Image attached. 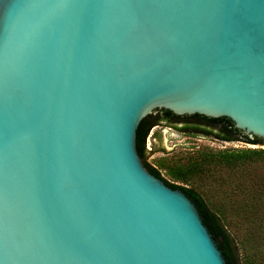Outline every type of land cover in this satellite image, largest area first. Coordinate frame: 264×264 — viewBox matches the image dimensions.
Masks as SVG:
<instances>
[{
    "label": "water",
    "instance_id": "1",
    "mask_svg": "<svg viewBox=\"0 0 264 264\" xmlns=\"http://www.w3.org/2000/svg\"><path fill=\"white\" fill-rule=\"evenodd\" d=\"M158 111L264 142V0H0V264H226L137 152Z\"/></svg>",
    "mask_w": 264,
    "mask_h": 264
},
{
    "label": "trees",
    "instance_id": "2",
    "mask_svg": "<svg viewBox=\"0 0 264 264\" xmlns=\"http://www.w3.org/2000/svg\"><path fill=\"white\" fill-rule=\"evenodd\" d=\"M159 113L162 117L177 118L170 112ZM155 117L150 115L139 124L136 147L140 158L145 154V142ZM191 117L219 125L221 133H217L216 139L264 145L261 140L247 139L225 118ZM179 131L185 129L180 128ZM203 135L209 137L211 134ZM146 167L166 186L181 190L192 201L226 264H264V150H225L202 154L187 167L170 172L173 178L182 182L198 177L208 198L192 188L171 184L149 165L146 164ZM211 198L218 201L213 203Z\"/></svg>",
    "mask_w": 264,
    "mask_h": 264
},
{
    "label": "rangeland",
    "instance_id": "3",
    "mask_svg": "<svg viewBox=\"0 0 264 264\" xmlns=\"http://www.w3.org/2000/svg\"><path fill=\"white\" fill-rule=\"evenodd\" d=\"M159 132V137L151 136L152 133ZM146 147L155 148L152 154L147 149L146 162L149 166L159 172L166 181L171 184L192 188L208 198L205 189L202 188L198 177L182 182L173 178L170 174L172 170L183 169L191 162L198 159L202 154H216L225 150H264V145H254L241 141L222 142L212 137H190L174 129L159 125L155 127L145 142ZM213 203L217 198H211Z\"/></svg>",
    "mask_w": 264,
    "mask_h": 264
},
{
    "label": "flooded vegetation",
    "instance_id": "4",
    "mask_svg": "<svg viewBox=\"0 0 264 264\" xmlns=\"http://www.w3.org/2000/svg\"><path fill=\"white\" fill-rule=\"evenodd\" d=\"M159 112H161V111H158V112H156L154 114L156 117L152 120V122H153L154 125L151 128L150 133L152 132V130L155 127H159V125L166 126L167 128L174 129L176 131H179L180 128L181 129H185V131H182V132L179 131V132H181L182 134H184L186 136H190V137H198V136L208 137V136H205L203 134L204 133H210L211 135H209V137L210 136H214L213 138L216 139L215 136L217 135V133H219V134L221 133L220 132V126L219 125L218 126L211 125L210 123H206V122L201 121V120H199V119H197L195 117H186V116L185 117H177L176 116L177 118L167 117V116H163L162 117V115L159 116V114H161ZM150 133H149V135H150ZM155 134H159V132H154V133L151 134V136L154 137V139L159 137V135L158 136H155ZM224 137H225V135H224ZM234 137L237 138L238 136H234ZM216 140H220V139H216ZM220 141H222V142H228V141H225V139H224V141L223 140H220ZM146 149L149 152H151L152 154H155L154 153L155 148L151 149L149 147H146V145H145V154L141 158L144 167L148 170V172L150 174H152L153 176H155L154 173H152L151 171H149V169L146 167V164H147V162H146V156H147V153H149V152H147ZM152 169H154V168H152ZM155 171H157V170H155ZM160 177L162 178L161 175H160ZM162 179H164V178H162Z\"/></svg>",
    "mask_w": 264,
    "mask_h": 264
}]
</instances>
